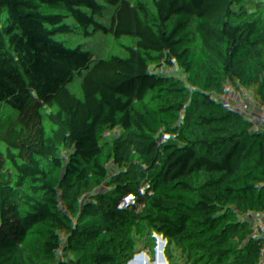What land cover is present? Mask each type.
<instances>
[{
  "label": "trees",
  "instance_id": "1",
  "mask_svg": "<svg viewBox=\"0 0 264 264\" xmlns=\"http://www.w3.org/2000/svg\"><path fill=\"white\" fill-rule=\"evenodd\" d=\"M141 1L0 0V264H264V0ZM155 12L195 36L180 77L145 66ZM190 42L216 62L203 81ZM28 163L82 175L52 189Z\"/></svg>",
  "mask_w": 264,
  "mask_h": 264
},
{
  "label": "rangeland",
  "instance_id": "2",
  "mask_svg": "<svg viewBox=\"0 0 264 264\" xmlns=\"http://www.w3.org/2000/svg\"><path fill=\"white\" fill-rule=\"evenodd\" d=\"M141 2L145 4L147 7L152 9L149 0H142ZM155 13H156V20L153 26L150 28L149 46L145 59V66L147 70H150L156 75L161 70L165 71V69H167L164 76L180 77L182 70L180 66L177 67V63H178L177 60L179 57L182 56L181 48H183L184 44L187 43V42L183 43V41H181L180 38L188 36V40H189V36L191 39H194L195 36L193 32H191L190 30L191 29L190 25L184 23V21L177 18V16L167 13H159V12H155ZM72 36H73L75 48L76 47L86 48L87 46L90 45L88 42H92V45L88 49L83 51H86V55L92 53L93 60L95 61L107 60V62L109 63L112 64L114 63L111 57L105 51H99V49L98 50L96 49V45L99 42L96 41L97 39H95V36L87 37L81 35L80 33H75V32H72ZM193 46H195V43L190 42V47H191L190 49L192 50L189 51L183 57V59L187 61H191L193 63L191 65H188V66H193L190 67V69L199 68L202 70L200 79L201 81H203L206 78V74L213 71L216 62L214 61L211 51L210 49L207 48L205 42L204 43L202 42L201 46H197L194 48ZM203 50L205 53L209 54V58L205 61L199 58ZM197 64H199L200 66L197 67L198 66ZM199 84L202 86L203 82H199ZM68 104L78 109L83 108L81 90H78L68 99ZM245 112L248 113L247 108L245 109ZM206 121H207L206 122L207 127L213 130L215 125L212 115L208 116ZM95 131L100 135L103 133V130L99 125H97ZM61 150L62 148L59 147L56 153L60 154ZM13 172L18 174L23 179L36 177L39 181L43 182L45 185H47L52 189H61L64 186L72 185L75 183V177L82 175V172H75L71 175L68 174L66 171L56 168L54 166H50L47 169V171L46 170L39 171L31 163H28L26 166L16 168L13 170ZM30 218H31V213H29L25 217V220H28ZM211 246L216 247L215 244Z\"/></svg>",
  "mask_w": 264,
  "mask_h": 264
},
{
  "label": "built area",
  "instance_id": "3",
  "mask_svg": "<svg viewBox=\"0 0 264 264\" xmlns=\"http://www.w3.org/2000/svg\"><path fill=\"white\" fill-rule=\"evenodd\" d=\"M177 236L180 241L197 246L199 248H207L208 255L213 259L222 258L219 242L216 241V247H209L206 244V238L209 237L208 230L203 223H193L189 219H183L180 228L177 230Z\"/></svg>",
  "mask_w": 264,
  "mask_h": 264
}]
</instances>
